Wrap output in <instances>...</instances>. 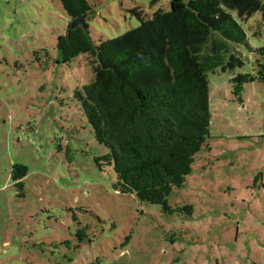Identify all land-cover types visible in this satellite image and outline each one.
Listing matches in <instances>:
<instances>
[{
	"label": "rangeland",
	"instance_id": "1",
	"mask_svg": "<svg viewBox=\"0 0 264 264\" xmlns=\"http://www.w3.org/2000/svg\"><path fill=\"white\" fill-rule=\"evenodd\" d=\"M86 1L95 43L170 10V0ZM70 23L60 0H0V264H264V83L239 102L229 82L255 75L254 56L244 49L243 67L208 75V148L168 198L192 212L168 215L120 194L94 164L106 151L73 98L91 80L87 56L55 62ZM243 25L264 46L261 13ZM15 164L28 170L21 186Z\"/></svg>",
	"mask_w": 264,
	"mask_h": 264
},
{
	"label": "trees",
	"instance_id": "2",
	"mask_svg": "<svg viewBox=\"0 0 264 264\" xmlns=\"http://www.w3.org/2000/svg\"><path fill=\"white\" fill-rule=\"evenodd\" d=\"M60 4L71 21L86 16L85 29L58 37L55 62L87 56L92 77L73 98L106 151L94 164L113 172L120 194L159 205L164 214L191 215L190 206L172 209L168 198L184 188L196 157L208 148V75L243 67L245 49L254 56L255 75L231 78L232 96L241 102L245 85L264 83V46L251 47L243 25L255 13L264 20V0H170L169 11L158 10L137 28L99 43L89 36L87 1ZM27 171L13 165V182L21 186ZM83 231L77 232L80 241Z\"/></svg>",
	"mask_w": 264,
	"mask_h": 264
},
{
	"label": "water",
	"instance_id": "3",
	"mask_svg": "<svg viewBox=\"0 0 264 264\" xmlns=\"http://www.w3.org/2000/svg\"><path fill=\"white\" fill-rule=\"evenodd\" d=\"M85 19L86 16H80L78 18L73 19L68 27V30L74 29L78 26H82L85 29Z\"/></svg>",
	"mask_w": 264,
	"mask_h": 264
}]
</instances>
